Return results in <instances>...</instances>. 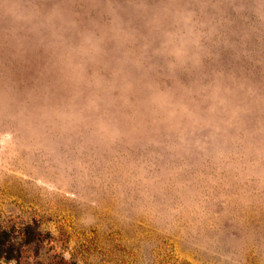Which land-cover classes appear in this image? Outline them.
Returning a JSON list of instances; mask_svg holds the SVG:
<instances>
[{"label":"rangeland","instance_id":"obj_1","mask_svg":"<svg viewBox=\"0 0 264 264\" xmlns=\"http://www.w3.org/2000/svg\"><path fill=\"white\" fill-rule=\"evenodd\" d=\"M0 111V264H264V113L173 154Z\"/></svg>","mask_w":264,"mask_h":264},{"label":"clouds","instance_id":"obj_2","mask_svg":"<svg viewBox=\"0 0 264 264\" xmlns=\"http://www.w3.org/2000/svg\"><path fill=\"white\" fill-rule=\"evenodd\" d=\"M95 117L173 154L264 113V0H0V111Z\"/></svg>","mask_w":264,"mask_h":264}]
</instances>
